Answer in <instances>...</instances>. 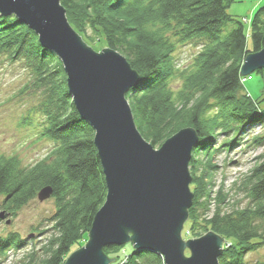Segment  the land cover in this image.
<instances>
[{"label":"trees","instance_id":"1","mask_svg":"<svg viewBox=\"0 0 264 264\" xmlns=\"http://www.w3.org/2000/svg\"><path fill=\"white\" fill-rule=\"evenodd\" d=\"M233 2L60 0L78 35L88 41L90 33L93 44L102 39L139 75V83L125 98L146 142L158 149L183 129L196 132L198 143L189 163L193 202L182 237L195 239L208 232L220 236L225 247L218 264H245L247 251L264 246V162L237 188L247 200L244 207L230 192H213L210 179L216 167L211 142L219 127L238 133L264 119V110L257 109L255 101L237 96L245 58L264 49V5L253 13L247 36L242 22L228 14ZM188 43H200L201 49L190 68L177 70L172 55L178 45ZM0 55L22 59L28 66L32 87L45 96L40 135L55 145L45 159L27 168L16 157H0L1 210L15 214L35 200L41 189L51 187L55 212L49 222L53 233L40 257L32 251L20 264H64L71 253L85 246L81 245L87 242L93 218L105 200L94 132L73 106L58 58L42 48L35 33L14 16H0ZM254 73L264 82V68ZM175 78L182 80L177 93L170 88ZM213 109L216 112L210 116ZM23 243L16 233L0 237V264L8 250H18ZM103 251L112 264H164L161 256L128 251L126 245Z\"/></svg>","mask_w":264,"mask_h":264},{"label":"water","instance_id":"2","mask_svg":"<svg viewBox=\"0 0 264 264\" xmlns=\"http://www.w3.org/2000/svg\"><path fill=\"white\" fill-rule=\"evenodd\" d=\"M0 15L16 17L35 33L42 48L56 54L73 106L94 132L105 200L87 243L64 264H112L104 248L127 244L134 251L161 256L164 264H218L225 246L220 236L208 232L182 238L193 202L189 163L198 143L196 132L183 129L158 149L146 142L125 98L139 75L117 52L95 53L87 47L69 25L60 0H0ZM263 68L264 49L245 58L241 76ZM52 194L51 187H44L37 200ZM9 217L0 208V222L9 225Z\"/></svg>","mask_w":264,"mask_h":264},{"label":"rangeland","instance_id":"3","mask_svg":"<svg viewBox=\"0 0 264 264\" xmlns=\"http://www.w3.org/2000/svg\"><path fill=\"white\" fill-rule=\"evenodd\" d=\"M263 5L264 0H234L227 11L235 21L242 22L248 36L250 19ZM88 35H90L88 41L78 36L91 50L101 53L103 49H109L102 39L101 42L94 41L93 44L91 42L93 37L90 33ZM247 45L250 48V39H247ZM200 49V43L178 45L172 55L174 68L180 71L190 68ZM242 79V86L237 93L238 98L249 97L256 102L257 109L264 110V82L261 76L253 72ZM32 84L33 77L22 59L11 60L7 55H0V157H16L23 168L45 159L55 146L49 139L40 135L45 122L40 109L45 96L41 90L34 89ZM170 88L177 93L182 88V80L175 78ZM215 112L213 109L209 115L212 116ZM211 145L212 164L216 166L210 177L212 191L223 189L224 192H230L234 200H240L239 205L244 207L247 200L242 198L244 194L242 191L237 192V188L245 176L264 162V119L248 124L238 133L232 129L225 131L219 127ZM201 170V168L197 170L199 174ZM3 200L4 198L0 197V208ZM54 212L55 201L52 196L43 202L36 198L15 214H11L9 225L3 220L0 222V237L16 233L25 242L22 248L7 251L4 264H20L32 251L36 253V257L42 255L40 250L53 233L49 219ZM229 246L227 244V247ZM77 247L79 248V245ZM126 248L129 251L132 246L127 244ZM244 256L245 264H264V246L247 251Z\"/></svg>","mask_w":264,"mask_h":264},{"label":"bare ground","instance_id":"4","mask_svg":"<svg viewBox=\"0 0 264 264\" xmlns=\"http://www.w3.org/2000/svg\"><path fill=\"white\" fill-rule=\"evenodd\" d=\"M15 18H16V17H15ZM16 19H17V18H16ZM45 50H46V49H45ZM47 51H49V50H47ZM92 51H93V50H92ZM49 52H51V51H49ZM93 52H95V51H93ZM52 53H53V52H52ZM95 53H96V52H95ZM53 54L56 56L55 53H53ZM56 57H57V56H56ZM132 88H134V87H132ZM132 88H131V89H132ZM67 89H68V88H67ZM68 93H69V90H68ZM43 125H44V124H43ZM43 125H42V126H43Z\"/></svg>","mask_w":264,"mask_h":264},{"label":"built area","instance_id":"5","mask_svg":"<svg viewBox=\"0 0 264 264\" xmlns=\"http://www.w3.org/2000/svg\"><path fill=\"white\" fill-rule=\"evenodd\" d=\"M247 24H248V23H247ZM248 79H250V77H249ZM242 81H243V79L241 80V83H242Z\"/></svg>","mask_w":264,"mask_h":264}]
</instances>
